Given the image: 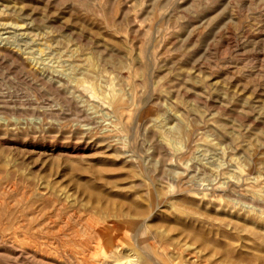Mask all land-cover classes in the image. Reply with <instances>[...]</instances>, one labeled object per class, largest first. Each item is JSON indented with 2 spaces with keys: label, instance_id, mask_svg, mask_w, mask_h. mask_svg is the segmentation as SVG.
<instances>
[{
  "label": "rangeland",
  "instance_id": "rangeland-1",
  "mask_svg": "<svg viewBox=\"0 0 264 264\" xmlns=\"http://www.w3.org/2000/svg\"><path fill=\"white\" fill-rule=\"evenodd\" d=\"M130 261L264 264V0H0V264Z\"/></svg>",
  "mask_w": 264,
  "mask_h": 264
},
{
  "label": "bare ground",
  "instance_id": "bare-ground-1",
  "mask_svg": "<svg viewBox=\"0 0 264 264\" xmlns=\"http://www.w3.org/2000/svg\"><path fill=\"white\" fill-rule=\"evenodd\" d=\"M112 246H113V244H112ZM115 246V245H114ZM114 248V247H113ZM111 249V248H110ZM163 250V249H162ZM169 251V250H168ZM170 252V251H169ZM169 252H166V250H164V256L166 257V258H170V259H172V258H176V256H174V253H169ZM179 254H177V256H178ZM180 256V255H179ZM177 259V258H176ZM194 263V262H193ZM128 264H133V262L132 261H130ZM172 264V263H171ZM173 264H174V262H173Z\"/></svg>",
  "mask_w": 264,
  "mask_h": 264
}]
</instances>
